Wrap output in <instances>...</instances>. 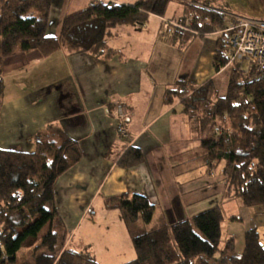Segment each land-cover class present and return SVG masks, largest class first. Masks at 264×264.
<instances>
[{
  "label": "crops",
  "instance_id": "crops-1",
  "mask_svg": "<svg viewBox=\"0 0 264 264\" xmlns=\"http://www.w3.org/2000/svg\"><path fill=\"white\" fill-rule=\"evenodd\" d=\"M136 1L140 0H53L48 35L58 37L66 17L99 2L134 6ZM175 2L182 7L179 19H167L166 13L150 14L144 25L113 27L105 39L107 50L116 52L110 58L65 50L48 57L37 51L18 52L5 65L0 148L33 153L36 135L55 125L82 150L81 162L55 186L57 221L70 235L69 249L76 252L93 256L92 250L109 251V241L95 246L76 240L82 223L93 222L97 216L94 206L98 200H102L100 215L107 219L113 216L102 224H116L129 235L120 212L105 207L107 199L124 194L148 198L155 207L151 228L220 207L225 219L223 237L235 239L238 257L244 252L248 230L256 229L264 235V206L226 202L218 171L209 173L200 168L178 175L173 170L172 159L196 148L204 138L194 128L195 117L184 114L180 100L166 102L167 89L182 80L191 89L213 81L226 90L227 71L231 69L226 66L217 72L214 68L219 30L204 35L194 32L185 46L170 42L174 26L168 22L178 25L184 17V6ZM211 2V7L224 16L225 27L229 15L264 21V0H242L244 8L233 7L232 0ZM152 20L159 22L157 28L150 27ZM118 104L124 105L131 117L129 124L108 114ZM121 128L126 129V137L121 136ZM133 146L141 150L143 161L132 167L119 165L123 154ZM235 217L241 222H234ZM135 258L134 251L116 264Z\"/></svg>",
  "mask_w": 264,
  "mask_h": 264
},
{
  "label": "trees",
  "instance_id": "trees-1",
  "mask_svg": "<svg viewBox=\"0 0 264 264\" xmlns=\"http://www.w3.org/2000/svg\"><path fill=\"white\" fill-rule=\"evenodd\" d=\"M170 1L140 0L134 6L99 2L66 17L56 37L48 35L53 0H0V111L2 67L17 50L37 51L44 57L65 50L110 58L116 52L107 50L105 39L113 27L144 25L150 14L164 16ZM175 1L184 6V17L171 28L169 40L174 45H187L194 32L204 35L225 28L224 16L211 7L213 0ZM227 49L226 37L219 35L213 58L217 72L229 63ZM242 65L232 67L226 94L215 100L213 81L192 90L180 80L167 89L166 102L179 99L184 114L195 117L199 133L214 132L196 148L174 157L172 165L179 175L224 162L226 198L258 207L264 206V77L250 68L243 73ZM35 145L33 153L0 148V264H16L18 254L28 248H33L34 264H99L88 253L64 249L69 234L57 221L55 186L81 162L78 142L61 127L50 125L36 135ZM142 161L141 150L133 146L118 164L132 167ZM105 207L120 212L130 235L136 258L126 264H264V243L256 229L246 232L240 257L233 237L221 246L225 219L220 207L151 229L155 207L146 196L111 197ZM232 220L241 222L237 217Z\"/></svg>",
  "mask_w": 264,
  "mask_h": 264
},
{
  "label": "rangeland",
  "instance_id": "rangeland-1",
  "mask_svg": "<svg viewBox=\"0 0 264 264\" xmlns=\"http://www.w3.org/2000/svg\"><path fill=\"white\" fill-rule=\"evenodd\" d=\"M136 2H138V1H136ZM232 6L235 7V8L236 7L244 8L245 3L242 2V0H232ZM166 14L167 15H165V16H166L167 19H173V18L174 19H179L181 17V15H182V7H181V5L178 4L175 1H170L168 3L167 9H166ZM50 17H51V12H50V15H49V20H50ZM158 23L159 22L157 20H152L149 25H150V27L157 28ZM18 52H21V51L17 50L15 52L14 56ZM21 53H23V52H21ZM9 60H7L4 63L3 67H2V76L4 74L5 65L8 63ZM234 65H236V63H232L231 64L230 62L227 65V66H230V68H231L230 70L227 71V73H228V83L231 80V77L233 76V74H232L233 73V68L232 67ZM248 68H249V64L248 63H243L242 72H247L249 70ZM221 88L222 87H217L215 85L216 93L213 95L214 100L217 99L218 97L224 96L226 94L228 86H227L226 90L224 88H222V89ZM192 90H194V89H192ZM3 104H4V97H3ZM2 108H3V106H2ZM2 108H1V111H2ZM1 111H0V113H1ZM220 125H221L220 122H218L216 127H220ZM209 133H211V134L209 135ZM213 133H214L213 129H210L206 133H203V134L200 133V135H202V137L204 139H210L212 137L211 135ZM35 150H36V148H35ZM224 167H225V163L222 162V163L214 164L213 168H211V169H207L205 167L204 168L209 173L214 172V171H218L220 176H222V180L224 182L223 198H224V200L226 202L237 201V202H240L242 204V202L239 199H227L226 198L225 194H226V191H227V187L229 185L228 184L229 180L226 178V176L223 175ZM100 207H102V200H98L96 202L95 206H94V210H96L98 212L97 216L94 217V221L91 222L89 220H86V222L82 223L81 229L79 231V234H77L76 240L80 239V240L83 241V243L85 241H87V242L90 241L89 244H91V243L93 244L94 243L95 246L100 245L102 242L109 241L111 244H110V247L108 248L109 251H107V253H105L106 249H102V251L98 250L99 252L96 251V250L95 251L92 250V253H93V256L95 257V259H98L99 262H101V264H116L118 262V260H122L124 257L127 258L129 254H133V252H134L133 249L134 248H133V246H131L132 245L131 238L129 237V235L127 236L124 228H123V231H122V229L120 230L119 226H117L116 224H112V223L102 224V223H106L108 219L112 220L113 216L110 214L109 218L107 219V217L105 215H100L101 214V211H100L101 209H99ZM116 216L118 217V214H116ZM89 218H90V216H89ZM157 220L158 219L156 218V220H154L153 222L155 223ZM149 228H151V226H149ZM47 230L48 229L46 228L43 231V233L47 232ZM123 232H125V234H123ZM42 235H44V234H41V236ZM225 240H226V238L223 237V239H222L223 242H222L221 246H223V244L225 243ZM261 240L264 243V235L263 234L261 236ZM70 242H71L70 235H68V238H67V241H66L64 249L69 248L68 245H70ZM129 246H130V249L128 248ZM31 249H33V248L23 249L18 254V259H17V263L16 264H34V260L31 257L32 254H33V250H31ZM113 253H114V255H116V257H113Z\"/></svg>",
  "mask_w": 264,
  "mask_h": 264
},
{
  "label": "built area",
  "instance_id": "built-area-1",
  "mask_svg": "<svg viewBox=\"0 0 264 264\" xmlns=\"http://www.w3.org/2000/svg\"><path fill=\"white\" fill-rule=\"evenodd\" d=\"M229 18L226 27L217 33L226 37L229 62L231 64L248 63L250 70H254L258 77H264V21L235 15H229ZM168 24L175 25L172 22ZM247 72L243 73L247 74ZM108 114L113 115L125 125L131 122V117L122 104L116 105L113 111L108 110ZM120 134L122 137L128 135L125 128H121Z\"/></svg>",
  "mask_w": 264,
  "mask_h": 264
}]
</instances>
